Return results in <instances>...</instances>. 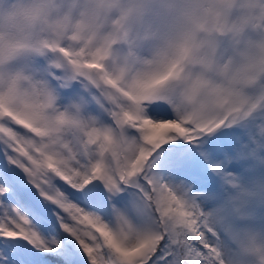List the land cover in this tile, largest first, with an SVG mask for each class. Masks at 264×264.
Here are the masks:
<instances>
[{"label":"clouds","instance_id":"clouds-1","mask_svg":"<svg viewBox=\"0 0 264 264\" xmlns=\"http://www.w3.org/2000/svg\"><path fill=\"white\" fill-rule=\"evenodd\" d=\"M64 80L120 112L158 95L181 123L244 118L264 108V0H0V116L57 162L91 150L93 127L78 101L61 105ZM260 193L259 184L234 188L223 206L238 216ZM168 222L188 264L194 220ZM209 224L229 242H218L212 264H264V228Z\"/></svg>","mask_w":264,"mask_h":264},{"label":"snow or ice","instance_id":"snow-or-ice-1","mask_svg":"<svg viewBox=\"0 0 264 264\" xmlns=\"http://www.w3.org/2000/svg\"><path fill=\"white\" fill-rule=\"evenodd\" d=\"M58 91L61 105L78 101L93 126L91 150L57 162L0 116V264H182L172 216L194 220L188 264H212L221 236L209 217L222 220V210L198 211L212 197L191 183L210 170L234 185L223 158L264 153V108L193 126L158 95L120 112L72 80Z\"/></svg>","mask_w":264,"mask_h":264},{"label":"rangeland","instance_id":"rangeland-1","mask_svg":"<svg viewBox=\"0 0 264 264\" xmlns=\"http://www.w3.org/2000/svg\"><path fill=\"white\" fill-rule=\"evenodd\" d=\"M225 161L224 171L230 174L237 172L234 179V185L226 183L216 173L206 170L205 181L194 177L195 182L191 183L193 192L199 191L212 197L206 204L202 205L204 209L210 207L211 210H222V219H227V226H223L229 231L248 229L251 227L264 228V193H260L255 197H250L239 209V215L223 206L226 196L233 192L234 188L244 187L254 190L259 184L264 187V153L255 157L235 158L228 156L223 158ZM239 179V181L237 179ZM239 182L241 185H239ZM199 199V197H198ZM219 235L226 244H229L225 231H220Z\"/></svg>","mask_w":264,"mask_h":264},{"label":"bare ground","instance_id":"bare-ground-1","mask_svg":"<svg viewBox=\"0 0 264 264\" xmlns=\"http://www.w3.org/2000/svg\"><path fill=\"white\" fill-rule=\"evenodd\" d=\"M237 173V172H236ZM235 172H233V174H231V177H237V174H236ZM238 178V177H237ZM236 178V179H237ZM238 181H239V179H237ZM239 185H241V183L239 182ZM207 210H211L210 209V207H208V209ZM222 222H223V226L225 227V226H227V219L225 218V219H222ZM223 242H224V240H223ZM225 243V242H224ZM226 244V243H225ZM226 245H228V244H226Z\"/></svg>","mask_w":264,"mask_h":264}]
</instances>
